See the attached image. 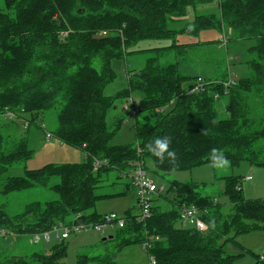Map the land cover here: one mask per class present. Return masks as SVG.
I'll return each instance as SVG.
<instances>
[{"label":"trees","instance_id":"16d2710c","mask_svg":"<svg viewBox=\"0 0 264 264\" xmlns=\"http://www.w3.org/2000/svg\"><path fill=\"white\" fill-rule=\"evenodd\" d=\"M215 0H3L0 6V195L9 196L38 187H48L58 199L35 202L15 217L0 206V232L9 236H32L59 224H68L82 215V221L102 220L96 204L122 196L98 195L103 174L130 172L138 160L153 164L160 175L191 171L213 164L212 157L223 153L236 167L248 162L264 168V118L254 117L252 102L264 108V0H218L219 14L196 15L183 29L174 25L187 18L190 9ZM83 10V14L79 11ZM207 30H230L237 39L254 40L245 62L248 77L230 82H206L185 76L182 59L188 49L216 42L181 43L184 37H198ZM148 41L171 45L137 50ZM181 43V44H180ZM192 51V50H188ZM155 54L141 70H127L128 88L114 99L106 88L118 75L115 62H127L135 53ZM172 53V54H171ZM175 56L174 63L168 58ZM167 63H166V62ZM199 79L203 93H192ZM195 80L194 83H190ZM235 82V81H234ZM228 98L227 119H220L217 105ZM134 98L140 112L135 118L136 146H111L114 133L107 126V112L117 100ZM58 112V128L51 133L63 145L86 154L87 164L48 165L38 170L24 169L22 176H8L12 169L34 157L28 140L4 134L9 122L25 127L43 121L49 110ZM5 113L17 120L8 121ZM141 117L138 119V117ZM23 121V122H22ZM259 122V125L257 126ZM11 123V125H12ZM121 126H119V129ZM170 138L169 150L175 159L161 161L148 151L157 138ZM137 145V144H136ZM215 150V152L213 151ZM109 166L94 170V160ZM52 179L58 182L51 184ZM244 177L225 178L224 196L229 204L204 196L197 183H169L168 191L153 200L152 218L137 224L138 208L130 209L128 224L120 230L130 237L118 247L142 245L152 238L150 255L158 264H235L241 255L226 251L239 236L264 231V200H246ZM240 188L241 190H238ZM173 195L167 200L164 194ZM169 206L166 207L165 205ZM195 206L208 226L206 233L181 226V210ZM66 241L50 255L23 258L1 257L0 264H63ZM261 258V257H260ZM257 260L256 264H263ZM77 264H118L112 254L82 255Z\"/></svg>","mask_w":264,"mask_h":264},{"label":"rangeland","instance_id":"374dc122","mask_svg":"<svg viewBox=\"0 0 264 264\" xmlns=\"http://www.w3.org/2000/svg\"><path fill=\"white\" fill-rule=\"evenodd\" d=\"M0 6H4L3 0H0ZM211 14H219L218 0L208 5L198 6L196 9H190L188 16L194 20L196 15ZM185 20H188V17ZM183 27H185L184 22H179L174 25L176 29ZM180 40L181 43L216 42L193 51L187 50L182 59H180L181 57L176 58V62L179 61L182 65L181 72L183 75L192 77L200 75L212 82H229L233 80L235 83H238L240 79L248 77L249 69L245 62L248 60L249 49L256 44L254 40L237 39L230 30L226 32L212 30L203 32L198 37H185ZM225 40L227 41L226 44ZM170 45V41H148L140 44L137 50H150ZM154 55L152 52L135 53L127 57L126 63L122 60L115 62L114 71L118 75V78L106 88L105 96L114 99L118 93L126 90L129 83L127 70L143 69L146 61ZM174 62L175 56L171 55L168 58V63ZM194 82L195 80H192L190 83ZM227 103L228 98L225 97L217 105L220 119H227L228 117L226 112ZM252 106L255 119L257 118L259 120L261 117L264 118V108H261L259 102H252ZM140 118L139 116L138 119ZM16 122L17 125L9 122V126L4 129V134L17 136V138H26L31 150L34 151V157L28 163L12 169L4 175V178L8 176H22L25 168L38 170L48 165L87 164L86 154L83 151L63 145L54 138L50 140L46 139V133H53L58 128V112L56 110L47 111L43 117V121L31 126L30 129H25L22 123L19 121ZM106 122L110 132L114 133V131H117L110 141L111 146L135 145L137 147L135 117L126 110V102H123L121 99L117 100L114 107L108 110ZM119 126H121L120 129ZM147 167L150 171V178L159 187L166 186L168 191L169 183L172 181L185 184L197 183L202 187L201 193L204 196L216 198L222 205L229 204L227 197L223 195L226 189L225 178L230 176L242 178L252 174L254 177L253 182H243L244 197L250 201L264 200V168L253 167L245 161L236 167L231 161H228L227 165L223 168H216L213 167V164H206L194 168L191 171L177 172L165 176L158 174L150 161L147 162ZM120 175L121 173L119 171L103 174L99 185L100 188L97 192L98 195L111 196L126 191L130 180L125 178L120 179ZM56 182H58V179H52L51 184ZM2 184L3 181H0V188ZM164 196L169 201L174 197L173 195L167 194V192ZM57 199L58 196L48 187H38L9 196L0 195V206L4 205L9 216L13 218L22 214L32 203H48L56 201ZM165 206L168 207L169 205L166 204ZM135 208H138V193L133 187L131 190H127L126 194L122 196L104 199L96 204V210L100 215L104 216L115 213L121 218H124L130 209ZM181 226L189 228L190 225L186 222H181ZM111 237L113 238L110 239ZM129 237L128 234L121 232L118 228L107 229L106 235H102L92 229L75 232L66 241L68 255L62 263L77 264L79 257L82 255L97 257L107 253H116V262L118 264H145L142 261H144V258L146 261L148 257L140 245L134 244L124 249L123 252L118 251L121 242L124 239H129ZM105 239L107 241H104ZM62 242L56 241L55 236H53L52 243L41 242L36 245L32 237L19 239L13 236L11 238L4 236L0 240V249L2 244L8 243L9 247L8 249H4L3 258H10L16 255L20 247L24 249L25 245L28 248L31 247L33 252L37 250V252H40L38 253L40 255H50L51 250L61 245ZM226 251L230 255L242 256L235 264H256L257 260L264 256V231H256L239 236L235 244L229 243L227 245ZM32 264L42 263L33 262Z\"/></svg>","mask_w":264,"mask_h":264},{"label":"built area","instance_id":"2783aa9c","mask_svg":"<svg viewBox=\"0 0 264 264\" xmlns=\"http://www.w3.org/2000/svg\"><path fill=\"white\" fill-rule=\"evenodd\" d=\"M227 41L225 40V44ZM130 66V65H129ZM235 83L231 80L226 86L230 87ZM206 83L202 79H199L197 86L194 88L192 93H203L205 91ZM126 110L131 113L135 118L140 112L138 104L134 98H130L126 102ZM8 120L13 121L17 120V116L12 113H5ZM19 120V119H18ZM23 122V121H22ZM28 127L26 123L25 128ZM51 133H46V139H53ZM137 153L139 158L142 156V149L140 144L137 142ZM87 157V156H86ZM141 159V158H140ZM104 166H109L108 161L106 160H94V170L98 171ZM125 179L130 180V183L138 193V212L135 214V222L137 224H146L152 218V208L153 200L160 194L165 191V187H159L155 184L149 176V173L145 167V161L138 160L133 169L126 173L123 176ZM253 181V177L247 176L244 177L243 182L249 183ZM238 190H241L238 188ZM181 221L188 223L190 226L196 228L197 231L201 233H206L208 231L207 224L202 219V213L195 206H184L181 210ZM128 224V219L125 216L124 218L119 217L115 213L107 214L102 217V220L98 223L84 222L82 221V215H77L75 220L68 224H59L54 226L50 230L32 235V240L35 244H40L41 242L52 243V237L55 236L56 241H67L70 239L71 235L75 232L83 230H94L102 235H106V230L109 228H118L120 230L126 228ZM0 236H9L7 233L0 232ZM150 237H147L146 241L141 245L143 250L146 252L148 257V264H158L157 259L150 255L151 248ZM261 263L264 264V256L260 258Z\"/></svg>","mask_w":264,"mask_h":264},{"label":"clouds","instance_id":"9594fccd","mask_svg":"<svg viewBox=\"0 0 264 264\" xmlns=\"http://www.w3.org/2000/svg\"><path fill=\"white\" fill-rule=\"evenodd\" d=\"M170 138L162 137L157 138L154 142L147 145L148 151L151 152L155 157L163 161L165 158L171 160L175 159V152L169 150ZM215 152V150H213ZM213 167L223 168L227 165L228 161L224 157L223 153L215 154L212 157Z\"/></svg>","mask_w":264,"mask_h":264},{"label":"crops","instance_id":"0c3cea01","mask_svg":"<svg viewBox=\"0 0 264 264\" xmlns=\"http://www.w3.org/2000/svg\"><path fill=\"white\" fill-rule=\"evenodd\" d=\"M189 13H190V10H189ZM189 13H188V15H189ZM188 17V20H183L182 22H184V24H185V26L187 25L186 23H191V22H193V20L191 19V17L189 18V16H187ZM187 19V18H186ZM184 28V27H183ZM183 28H179V29H176V30H181V29H183ZM209 31H212V30H207V31H204V32H209ZM203 33V32H202ZM185 38V37H184ZM183 38V39H184ZM196 43H200V42H196ZM205 47V46H204ZM197 48H201V47H193V48H191V49H188V50H195V49H197ZM194 77H198V78H202V79H204L206 82H212V81H208L207 79H205V78H203L202 76H200V75H198V76H194ZM233 81V80H232ZM235 83V82H234ZM252 177H253V175L252 174H250ZM249 175V176H250ZM253 181H254V177H253ZM252 181V182H253ZM122 194V193H121ZM10 238L12 237V236H9ZM13 237H16V238H23V237H25V238H29V237H31V236H13ZM1 238H3V236H0V240H1ZM111 239V238H110ZM106 241H107V239H106ZM37 245V244H36ZM8 243H6V244H2V246H1V249H0V258L4 255V249L6 248V249H8ZM126 249V248H125ZM11 251H13V250H11ZM13 252H16V251H13ZM122 252H123V250H122ZM37 253H40V252H37V250H34V252H33V249L30 247V248H28L27 247V245H25V248L23 249V247H20V250H18L17 251V254L16 255H14V256H17V257H23V258H27V257H30V256H33L34 254H37ZM46 253V252H45ZM107 254H109V253H107ZM116 253H113L112 255H114V258H115V260H116V255H115ZM118 254V253H117ZM120 254V253H119ZM142 262H144L145 264H148V259L145 261V258H144V261H142Z\"/></svg>","mask_w":264,"mask_h":264},{"label":"water","instance_id":"95a60500","mask_svg":"<svg viewBox=\"0 0 264 264\" xmlns=\"http://www.w3.org/2000/svg\"><path fill=\"white\" fill-rule=\"evenodd\" d=\"M79 13L80 14H83L84 12H83V10H81V11H79ZM113 237H111V239H112ZM104 241H106V239L104 240Z\"/></svg>","mask_w":264,"mask_h":264}]
</instances>
